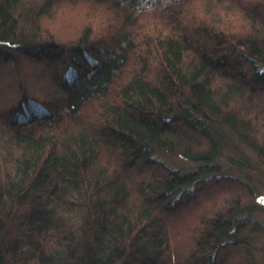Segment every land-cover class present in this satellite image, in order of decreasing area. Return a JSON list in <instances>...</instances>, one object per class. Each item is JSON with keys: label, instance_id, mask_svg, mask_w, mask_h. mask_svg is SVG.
Instances as JSON below:
<instances>
[{"label": "trees", "instance_id": "1", "mask_svg": "<svg viewBox=\"0 0 264 264\" xmlns=\"http://www.w3.org/2000/svg\"><path fill=\"white\" fill-rule=\"evenodd\" d=\"M2 64L0 264H257L221 162L235 137L264 157V0H0Z\"/></svg>", "mask_w": 264, "mask_h": 264}, {"label": "rangeland", "instance_id": "2", "mask_svg": "<svg viewBox=\"0 0 264 264\" xmlns=\"http://www.w3.org/2000/svg\"><path fill=\"white\" fill-rule=\"evenodd\" d=\"M79 14L80 12H76L74 15L73 11L70 17V15L66 13V15L69 16L68 19H64V22L55 25V28H53L52 33L57 38V41L69 42L77 38L71 26L74 23V18L78 17ZM32 64L33 61L28 64V71L26 70V73H29V76H27L28 83L30 85L44 87V85L39 84V81H37L38 79L32 78V74L34 76H41L42 74L39 70H44V67L37 64ZM5 66L3 64L2 66L0 65V108L4 107L5 105H8L7 102L10 99H13L14 95L17 94V88L16 85H14L15 83L13 80L15 79V74L10 72V70L5 72ZM30 73L32 74L30 75ZM45 82L46 81H43V84ZM258 154L259 153L254 150L251 146L240 141L235 137L228 141V144L226 145L225 156L223 157L221 163L225 167V173L237 175L244 179L246 182H248L250 186H252L255 191L254 193L256 196L257 205H255V207H253L252 209L248 210V212H246V215L253 218H257L264 222V157ZM234 158L236 159V161H240V166L237 163H235L234 166L231 165L232 159ZM162 159L168 162L169 164L179 165L181 167L193 166V164L189 163L188 161L176 158L174 156L166 155V157H163ZM242 159L244 160L241 161ZM223 185L224 183H221L217 187V184L210 183L209 188H211L212 191H215L219 189V186H221L220 189H222ZM183 218L180 217L179 220L175 221L174 223L172 222L173 225L177 226L182 223L181 221ZM254 252L257 264H264V232L254 242Z\"/></svg>", "mask_w": 264, "mask_h": 264}]
</instances>
